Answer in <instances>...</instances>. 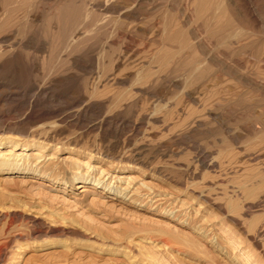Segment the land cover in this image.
<instances>
[{
	"label": "rangeland",
	"instance_id": "rangeland-1",
	"mask_svg": "<svg viewBox=\"0 0 264 264\" xmlns=\"http://www.w3.org/2000/svg\"><path fill=\"white\" fill-rule=\"evenodd\" d=\"M193 1L0 0V264H264V0Z\"/></svg>",
	"mask_w": 264,
	"mask_h": 264
},
{
	"label": "bare ground",
	"instance_id": "bare-ground-1",
	"mask_svg": "<svg viewBox=\"0 0 264 264\" xmlns=\"http://www.w3.org/2000/svg\"><path fill=\"white\" fill-rule=\"evenodd\" d=\"M14 1V0H13ZM27 1V0H26ZM105 1V0H104ZM110 1H113V0H110ZM196 1V0H195ZM195 1H193V2H195ZM191 2V1H190ZM189 2V3H190ZM216 2V0H197V2H196V4H197V6H198V10L201 12V13H203V12H208V11H206L209 7H211V5H214V3ZM104 3H106V2H104ZM230 3V2H229ZM68 4H70V3H68ZM68 4H65L66 6L68 5ZM217 4H219V3H217ZM15 5V4H14ZM65 5H64V8H65ZM188 5V4H187ZM216 5V4H215ZM214 5V6H215ZM230 5V4H229ZM98 6H99V4H98ZM121 6V5H120ZM190 6V5H189ZM189 6H188V8H189ZM196 6V5H195ZM196 6V7H197ZM228 6V5H227ZM9 7V6H8ZM73 9H75V6L73 5ZM103 7H104V5H103ZM108 7V6H107ZM114 7V6H113ZM194 7V6H193ZM219 7V6H218ZM229 7V6H228ZM228 7H226L225 8V10H226V13H227V15H228V17H229V22L227 21V23H225V25H222L221 27H219V28H217V29H215L214 30V34L215 35H222L221 33H224L223 31H226L227 32V30H228V27H230L231 25H230V23L232 22V19H236V17L234 16V13H230L229 12V8ZM102 8V7H101ZM118 8V7H117ZM131 8V7H130ZM233 8H234V6H233ZM68 9V8H67ZM108 9V8H107ZM5 10V9H4ZM69 10V9H68ZM71 10V9H70ZM114 10V9H113ZM117 10V9H116ZM13 11H15V10H13ZM65 11V10H64ZM72 11V10H71ZM74 11H78L77 9H75V10H73V12ZM118 11V10H117ZM233 11V10H232ZM231 11V12H232ZM59 12H60V10H59ZM73 12H71V13H73ZM235 12V11H234ZM255 12V11H254ZM108 13H109V11H108ZM218 13V12H217ZM237 14V13H236ZM64 15V14H63ZM71 16H73V14H70ZM209 15V14H208ZM216 15V14H215ZM62 16V15H61ZM65 16H66V14H65ZM127 16H128V14H127ZM130 16V15H129ZM219 16V15H218ZM17 17V16H16ZM59 17H60V15H59ZM67 17V16H66ZM66 17H65V19H66ZM76 17V16H75ZM105 17V16H104ZM126 17V16H125ZM213 17V16H212ZM216 17V19H218L217 18V16H215ZM214 17V18H215ZM77 18V17H76ZM124 18V17H123ZM127 18V17H126ZM129 18V17H128ZM130 18H131V16H130ZM213 18V19H214ZM59 19V18H58ZM71 19V18H70ZM78 19V18H77ZM72 20V19H71ZM76 20V19H75ZM74 20V21H75ZM84 20H86V19H84ZM189 20V19H188ZM63 21V20H62ZM98 21V20H97ZM101 21V20H100ZM65 22V21H64ZM70 22V21H69ZM75 22H77V21H75ZM225 22V21H224ZM12 23V22H11ZM68 23V22H67ZM66 23V24H67ZM85 22L83 21V24H84ZM63 24H65V23H63ZM65 24V25H66ZM74 24V23H73ZM90 24H92V23H90ZM93 24H95V23H93ZM183 24V23H182ZM75 25V24H74ZM79 25V24H78ZM230 25V26H229ZM235 25V24H234ZM93 26V25H92ZM79 27V26H78ZM206 27V26H205ZM247 29H248V27H247ZM77 31V30H76ZM231 30H229V32H230ZM80 32V31H79ZM83 33V32H82ZM209 33V32H208ZM80 34H81V32H80ZM225 34V33H224ZM237 34V33H236ZM77 35V34H76ZM173 35V34H172ZM226 36V35H225ZM76 37V36H75ZM82 38V37H81ZM193 38V37H192ZM77 39V38H76ZM174 39V38H173ZM181 39V38H180ZM205 39H207V38H205ZM221 39V38H220ZM191 40V39H190ZM70 41H71V39H70ZM77 41V40H76ZM176 41V40H175ZM178 41V40H177ZM72 42H73V40H72ZM78 42V41H77ZM179 42L181 43V41L179 40ZM190 42V41H189ZM68 43V42H67ZM1 44V43H0ZM76 44V43H75ZM70 45V44H69ZM153 45V44H152ZM184 45V44H183ZM179 46H181V44L179 45ZM178 46V47H179ZM186 46V45H185ZM9 47H11V46H9ZM182 48L184 47V46H181ZM186 48V47H185ZM186 50V49H185ZM1 51H3V49L1 50ZM11 51V50H10ZM161 51V50H160ZM193 51V50H192ZM169 51H166V53H168ZM10 53V52H9ZM12 53V52H11ZM2 54V53H1ZM0 54V55H1ZM205 54V53H204ZM5 55V54H4ZM191 55V54H190ZM2 56V55H1ZM161 56H162V54H161ZM165 56H167V55H165ZM156 58V57H155ZM1 60V59H0ZM179 60V59H178ZM75 61V60H74ZM143 61V60H142ZM190 61V60H189ZM44 62V61H43ZM193 62V61H192ZM201 62V61H200ZM4 63H8V61H4ZM14 63V62H13ZM160 64V63H159ZM168 65V64H167ZM201 65V64H200ZM172 66V65H171ZM183 66H184V64H183ZM205 66H208V65H205ZM216 66V65H215ZM21 67V66H20ZM116 67V66H115ZM36 68V67H35ZM190 69V68H189ZM189 69H187V70H189ZM199 72H202V71H199ZM199 72H198V74H199ZM19 73V72H18ZM144 75V74H143ZM68 76V75H67ZM192 76V75H191ZM59 79V78H58ZM121 79V78H120ZM116 80V79H115ZM97 81V80H96ZM113 81H114V79H113ZM99 82V81H98ZM118 82V81H117ZM216 83V82H215ZM47 86V85H46ZM70 91V90H69ZM86 93V92H85ZM89 94V93H88ZM94 94H96V92L94 93ZM122 94V93H121ZM5 95V94H4ZM91 96V95H90ZM95 96V95H94ZM101 96V95H100ZM100 98V97H99ZM93 101V100H92ZM66 103V102H65ZM87 103V102H86ZM85 103V104H86ZM90 104V103H89ZM118 104H120V103H118ZM31 105V104H30ZM41 105V104H40ZM72 106V105H71ZM116 106V105H115ZM118 106V105H117ZM125 106V105H124ZM102 108V107H101ZM84 109V108H83ZM86 109V108H85ZM94 110V109H93ZM65 111V110H64ZM99 112V111H98ZM116 116V115H115ZM198 116V115H197ZM18 118V117H17ZM27 119V118H26ZM34 119V118H33ZM61 120V119H60ZM58 121V120H57ZM23 122V121H22ZM28 122V121H27ZM26 122V123H27ZM55 123V122H54ZM57 123V122H56ZM21 125V124H20ZM39 125V124H38ZM46 125V124H45ZM60 125V124H59ZM5 126V125H4ZM9 126V125H8ZM42 126V125H41ZM5 127H7V126H5ZM10 127V126H9ZM16 127V126H15ZM43 127H45L44 125H43ZM48 127V126H47ZM8 128V127H7ZM21 128V127H20ZM30 128V127H29ZM58 128V127H57ZM16 129H18V128H16ZM39 129H41V128H39ZM54 129V128H53ZM63 129V128H62ZM21 130V129H20ZM20 130H18V131H20ZM26 130V129H25ZM35 130V129H34ZM38 130V129H37ZM44 130V129H43ZM46 130V129H45ZM50 130H51V127H50ZM56 130V129H55ZM4 131V130H3ZM9 131V130H8ZM28 131V130H27ZM27 131H25V132H27ZM30 131H32V133H30V135H31V137L33 136L34 138L36 137H38V136H36V135H38V131H36L35 130V132L33 131V130H30ZM29 131V132H30ZM47 131V130H46ZM54 131V130H53ZM7 132V131H6ZM15 132V131H14ZM45 132V131H44ZM50 132V131H49ZM48 132V133H49ZM3 133V132H2ZM16 133V132H15ZM39 133H41L42 134V132H40L39 131ZM50 134V133H49ZM48 134V135H49ZM52 134V133H51ZM79 134V133H78ZM16 135V134H15ZM21 135V134H20ZM23 135V134H22ZM29 135V134H28ZM27 135V136H28ZM40 135V134H39ZM19 136V135H18ZM56 136V135H55ZM6 137V136H5ZM11 137V136H10ZM9 136H8V138H10ZM17 137V136H16ZM15 137V138H16ZM41 137V136H40ZM43 137H44V135H43ZM47 137V136H46ZM57 137V136H56ZM12 138H13V136H12ZM19 138V137H18ZM48 138H49V136H48ZM51 138H54L53 136L51 137ZM20 139V138H19ZM27 139V138H26ZM31 139H33V138H31ZM23 140V139H22ZM28 140V139H27ZM34 141H35V139H33ZM41 140V139H40ZM51 140V139H50ZM55 140V139H54ZM19 141V140H18ZM21 141V140H20ZM29 141V140H28ZM37 141V140H36ZM47 141V140H46ZM52 141V140H51ZM55 141H57V139L55 140ZM43 142H45V141H43ZM43 142H40L39 141V143H37V147H38V150H43L44 148H46L45 147V144H43ZM50 142V141H49ZM48 142V143H49ZM54 142V141H53ZM75 142V141H74ZM51 143V142H50ZM49 143V144H50ZM48 144V145H49ZM75 144V143H74ZM7 145H10V151H8V153L9 154H7V152L5 153V154H3L2 153V150L1 149H3L4 147H6ZM30 146H34V144L33 143H27L26 141H24V142H17V139H7V137L6 138H4V137H2L1 135H0V178H8V179H10L9 181H13L14 183L15 182H18V181H20L21 179H23V178H25V177H28V176H30V177H40V178H46V179H48V181H51V182H54V181H56V178H54L53 177V175L51 174L52 172H51V163H42V160H41V158H34L35 160H30V156H28L27 154H25V152L24 153H22V152H20V153H18V154H16L15 152H13V151H15V150H19V149H21L22 151H26V150H29L30 149ZM81 147V146H80ZM226 147V146H225ZM59 149V148H58ZM55 150H56V148H55ZM54 150V151H55ZM39 152V151H38ZM12 153H15V154H12ZM56 153V152H55ZM39 154V153H38ZM38 154H32V155H34V157L35 156H37ZM30 155V154H29ZM139 155V154H138ZM39 157V156H38ZM31 158H33V157H31ZM43 158V157H42ZM51 158V157H50ZM137 159V158H136ZM39 160H41V161H39ZM46 160H47V158H46ZM45 159H44V162L46 161ZM53 160V159H52ZM51 161V160H50ZM55 164V163H54ZM54 164H53V166H54ZM87 164V163H86ZM262 168H264V167H262ZM53 169V168H52ZM57 171V170H56ZM75 171V170H74ZM105 171V170H104ZM86 172V171H85ZM104 174V173H103ZM76 175H80L81 176V172H76ZM75 175V176H76ZM74 178H78L79 179V177H74ZM58 179V178H57ZM5 180V179H4ZM244 181V180H243ZM258 181V180H257ZM56 182H58V180L56 181ZM259 183V182H258ZM89 186H92V188H100V189H102L103 191H106V194L108 195V196H110V195H112V196H118V200L120 201V202H125V201H128L129 200V198L130 197H128V192H125V190H120L119 188H117V187H114V188H112V186L110 185V184H105L101 179H99V178H95V180H91V178H90V176H81L80 177V182L77 184V186H75L76 188L75 189H77V190H81V193H83V192H86V190H87V188H89ZM102 193H104V192H102ZM244 193V192H243ZM128 197V198H127ZM132 197V196H131ZM132 199V198H131ZM175 211V210H174ZM174 216V215H173ZM177 217V216H176ZM174 219V218H173ZM179 221V224L180 225H184V222L183 221H180V219L178 220ZM190 222V221H189ZM186 227H188V226H186ZM192 227V226H191ZM196 234H198V235H200V236H203L204 235V232H202V231H199L198 230V228H197V230H196V232H195ZM194 238V237H193ZM147 248V247H146ZM152 248V247H151ZM149 251V250H148ZM242 255H243V257L245 258V259H247V260H250V261H252L251 260V256L247 253V252H243L242 253ZM3 257V256H2ZM4 259V258H3ZM3 263H4V261H2ZM253 263H254V261H253ZM252 263V264H253Z\"/></svg>",
	"mask_w": 264,
	"mask_h": 264
}]
</instances>
